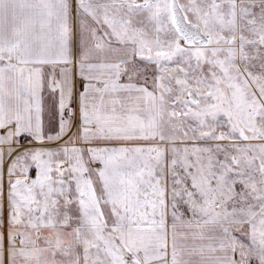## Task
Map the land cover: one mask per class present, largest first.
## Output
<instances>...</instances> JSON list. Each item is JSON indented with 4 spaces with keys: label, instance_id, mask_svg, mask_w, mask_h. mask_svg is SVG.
Wrapping results in <instances>:
<instances>
[{
    "label": "snow or ice",
    "instance_id": "1",
    "mask_svg": "<svg viewBox=\"0 0 264 264\" xmlns=\"http://www.w3.org/2000/svg\"><path fill=\"white\" fill-rule=\"evenodd\" d=\"M0 264H264V0H0Z\"/></svg>",
    "mask_w": 264,
    "mask_h": 264
}]
</instances>
